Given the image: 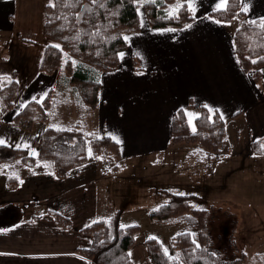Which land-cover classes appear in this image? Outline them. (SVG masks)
<instances>
[{"label":"crops","instance_id":"obj_1","mask_svg":"<svg viewBox=\"0 0 264 264\" xmlns=\"http://www.w3.org/2000/svg\"><path fill=\"white\" fill-rule=\"evenodd\" d=\"M51 1L0 0V32L10 31L14 43L18 42L8 49L7 60L0 63V78L14 77L20 97L39 76L43 46L47 45L42 30L43 9ZM188 3L194 20L181 28L152 29L145 17L141 18L140 30L125 36L127 47L119 54V68L99 75V103L92 113L96 125H87L88 117L83 126L86 131H96L118 143L117 163L126 162V171L159 162L160 156L170 151V125L175 111L183 109L186 118L187 114L196 117L202 106L217 111L224 120L225 152L220 158L225 156L229 163L244 167L250 162H264V158L250 152V142L264 136V89L241 70L233 52L232 35L241 19L221 23L210 17L209 12L225 6L226 3L218 7L221 0ZM239 4L245 19L264 17V0H240ZM15 34L27 44L14 39ZM34 34L40 35L43 46L36 44ZM132 58L137 60L139 70L133 67ZM261 75L264 80V67ZM18 108L5 118L0 144L22 145L19 140L24 134L18 137L20 128L12 123ZM96 158H89L63 179L45 170L43 182L48 189L30 193L41 204L37 214L27 215L20 222L10 220L9 215L0 216V264H89L80 254L91 243L81 233L85 227L116 213L119 223L121 220L125 224L122 226L141 227L138 221L148 217L152 207L161 201L158 197L150 203L153 189L144 183L146 175L119 177L117 168L109 170L103 165L108 174L104 170L97 178L89 168ZM189 161L199 164L193 158ZM118 179L122 183H116ZM7 188L2 173L0 205L8 195L4 192ZM115 193L122 197V204L114 201ZM116 206L123 207L124 212L115 211ZM123 213L129 216H121ZM134 213H140V218H135ZM53 214L68 219L71 227L60 226ZM143 234L138 231L129 250L130 264H152Z\"/></svg>","mask_w":264,"mask_h":264},{"label":"trees","instance_id":"obj_2","mask_svg":"<svg viewBox=\"0 0 264 264\" xmlns=\"http://www.w3.org/2000/svg\"><path fill=\"white\" fill-rule=\"evenodd\" d=\"M175 0H52L43 9V36L59 45H44L39 63V74L52 75L59 72L64 76L61 92L49 89L42 101L30 100L18 108L12 123L21 129H31L37 121L47 120V110L59 108L61 104L73 105L84 110L81 120L72 128H45L40 137L34 138L37 154L29 156L25 149L0 144V175L4 164H17L34 169L45 165L46 171L58 179L67 177L85 164L89 155L102 157L116 168L120 157L119 145L106 135L86 131L84 124L91 118L99 103V75L116 70L120 66L119 54L127 47L125 36L140 30L139 10L152 29L181 28L194 20L187 0H182L175 14H168L166 7ZM186 1V2H185ZM240 0H227L223 8L208 15L221 23L234 18L241 22L232 35L233 52L241 70L250 75L264 89L261 69L264 67V17L247 20L240 9ZM6 57L0 56V63ZM133 67L137 60L132 58ZM17 86L14 77H1L0 100L8 108L13 107ZM62 96V101L56 97ZM82 122V125H81ZM84 123V124H83ZM195 130L191 131L183 109L175 111L170 125V144H196L203 152L197 163L220 159L223 151L225 124L219 113L202 106L194 119ZM89 124V120L87 125ZM250 152L264 158V136L250 142ZM195 157V156H194ZM111 168V169H112ZM9 188H16L20 180L5 174ZM164 201L151 209L148 218L156 223L185 224L191 230L177 233L173 248L177 259L169 256L160 242L147 238L144 244L152 264H243L241 259H221L217 251L208 247L204 231L203 210L194 209L191 201L198 198L193 194H178L168 191L157 192ZM55 222L71 227L70 221L53 214ZM137 225L121 226L118 213L107 220H96L81 233L87 235L90 247L80 251L89 264H130L129 250L135 244ZM264 257V253L256 254Z\"/></svg>","mask_w":264,"mask_h":264},{"label":"rangeland","instance_id":"obj_3","mask_svg":"<svg viewBox=\"0 0 264 264\" xmlns=\"http://www.w3.org/2000/svg\"><path fill=\"white\" fill-rule=\"evenodd\" d=\"M181 3L182 0H175L173 3H169L166 7L167 13L175 14ZM139 14L140 19L145 17L142 9L139 10ZM0 34H2L0 35V56H4L7 59L8 49L18 42L14 43L15 41H13L10 31L5 33L0 32ZM15 35L16 38L13 37L14 39L27 44L25 43L27 41L21 35ZM38 36L40 35L34 34L33 40L39 46H43ZM46 40L44 38V43L59 47L57 43ZM37 77V82H33L26 87L21 97L19 96L20 89L18 87V91H16L13 98L12 108H8L0 100V137L2 127L5 125V118L12 113L13 109H17L20 104L29 100L42 101L49 89H53L56 92H61V89H63L64 76L59 72L52 75L39 74ZM9 78L11 79V77ZM56 97L61 101L63 100L61 95H56ZM84 115L83 109L68 104H61L54 111L49 109L47 110L46 121L35 122L29 130L19 129L18 137L22 133L24 135L20 140L18 138L22 145L16 147L25 149L29 156H35L38 147L34 143V140H32L34 136L36 138L40 137L45 128L48 127L72 128L76 120H81ZM194 118V115L187 114L191 131H194L196 128ZM95 121L96 117L94 114L90 118L89 123L95 127ZM179 148L184 149L179 150ZM201 149L196 144H171L170 151L160 156L162 159L155 164L138 165L132 167L133 170L130 172L131 169L126 171V162L120 165L117 163L116 168L119 171L117 175L119 177L127 175L141 177L145 174L146 181L143 180L144 183L147 185L148 183L151 184L150 190L153 189L151 191L153 197L150 201L151 204L158 198L157 192L162 190L171 193L199 196L191 201V206L194 209L204 211V231L208 237V247L213 251H217L223 260L241 259L244 254L245 262L243 264H264V257L256 256V254L264 253V166H262L264 162H258L255 165L250 162L244 167L229 163V160L227 161L224 158L225 156L212 162H203L202 160L201 163L197 164L198 166L193 161H186L188 156H192L198 160L203 158ZM222 152L224 154L225 150L223 149ZM149 157L157 158L158 155H150ZM89 158H93V156L90 154ZM170 159L172 160L170 161ZM92 161L90 162L92 166H89V168H92V173L97 178L104 174L105 169L103 165L104 167L106 165L109 170L112 168L108 160L101 162L102 157L97 156ZM191 164H193L192 168L190 167ZM45 170L46 168L43 164H39L33 170L18 166L17 164H4V173L15 176L22 183L16 188L8 187V190L4 191L8 195H6V199L0 205V216L9 215L11 216L10 220L13 221L14 219L16 222H20L25 216L35 215L42 210L41 204L35 201V195H30V193L41 192L44 188L48 189L43 182ZM188 170L190 171L188 172ZM105 174H108L106 170ZM35 178H37V181H35ZM116 183H122V180L118 179ZM162 200L165 202L163 197ZM162 200L153 206L152 209L158 206ZM114 201H119L118 203L122 204V197L115 193ZM117 210L124 212L123 207L116 206L115 211ZM134 214L135 218H140V213ZM122 215L123 217L129 216L128 213H123ZM138 222L142 223L141 227L138 225V230L144 233L142 236L145 239L158 237L157 239L160 241L165 252L176 259L178 257L173 248V238L177 233L186 232L187 230L193 231L185 224L156 223L152 222L147 216ZM119 224L121 226L125 225L121 220Z\"/></svg>","mask_w":264,"mask_h":264},{"label":"snow or ice","instance_id":"obj_4","mask_svg":"<svg viewBox=\"0 0 264 264\" xmlns=\"http://www.w3.org/2000/svg\"><path fill=\"white\" fill-rule=\"evenodd\" d=\"M225 3H226V0H221V5H219L218 7H222ZM189 7L192 8L193 11H195V9L192 5H189ZM56 47H58V46H56ZM0 143H3V141H0ZM150 239H155V237H150Z\"/></svg>","mask_w":264,"mask_h":264}]
</instances>
